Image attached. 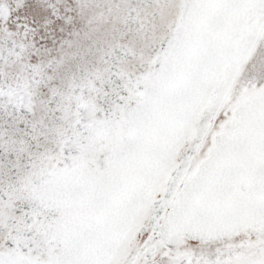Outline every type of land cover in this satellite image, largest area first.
Segmentation results:
<instances>
[{"label": "snow or ice", "instance_id": "snow-or-ice-1", "mask_svg": "<svg viewBox=\"0 0 264 264\" xmlns=\"http://www.w3.org/2000/svg\"><path fill=\"white\" fill-rule=\"evenodd\" d=\"M0 264H264V0H0Z\"/></svg>", "mask_w": 264, "mask_h": 264}]
</instances>
